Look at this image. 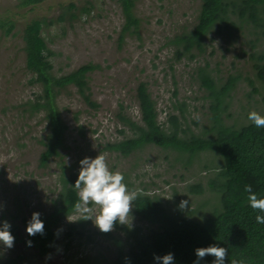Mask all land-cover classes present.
Instances as JSON below:
<instances>
[{
  "label": "trees",
  "instance_id": "trees-1",
  "mask_svg": "<svg viewBox=\"0 0 264 264\" xmlns=\"http://www.w3.org/2000/svg\"><path fill=\"white\" fill-rule=\"evenodd\" d=\"M46 1L49 0H19L17 7L34 9ZM117 2L124 18L119 42L122 43L128 35L140 39V20L134 13L135 0ZM61 9L55 20H38L39 28L33 22L28 23L22 33L26 70L33 74L30 82L40 86L35 101L24 103L22 115L29 119L42 115V120L46 122L44 134L39 140L43 148L39 167L46 169L51 162H59L60 190L57 197L51 200V208L38 212L45 226L44 235L26 234L21 238L17 227L8 223L15 238L11 251L20 246L25 251L36 250L37 256L41 258L50 252V246L56 240L54 229L79 212L76 204L80 200L78 189L75 188L79 172L65 165L61 153L65 149L67 126L61 118L57 98L72 88L89 108H98L91 99L88 84L89 74L98 70V65L86 64L66 74H53L49 61L53 54L48 49L43 31L54 26L55 22H66L72 26L88 17L92 6L78 8L69 4ZM9 17L0 15V30L14 24ZM212 35L221 36L231 43L243 40L247 49L242 50V54L247 57L245 63H248V70L245 66L243 70L233 67L235 72L223 76L218 69L211 68L205 53ZM164 47L171 51L170 72H173L176 63L194 65L189 84L192 94H198L193 98L194 102H200V108L205 110L203 119L200 122L199 119L192 120V112L197 108L187 103L189 97L177 99V90L174 88L170 112L162 122L159 121L156 102L146 83L140 82L135 90L139 120L134 121L122 112L117 114L122 125L118 134L122 138L107 142L103 150L126 159L141 154L148 147H155L174 154L176 161L186 170L192 168L194 160L206 154L214 155L219 163L210 168L203 166L205 171L209 170L214 175L207 181V192L201 182L184 188L186 199L189 195L207 197L197 203L196 209H190L189 205L181 209L180 204L176 203L173 205L174 210H171L170 205L165 204L160 197L148 195L145 187L140 190L143 184L140 188L135 187L129 181V175L125 174L124 183L128 189L138 192L131 214L140 223L154 228L144 235L141 227L131 229L128 225L117 223L113 232L125 236L124 242L130 245L128 252L124 251V242L119 237H112L110 232L103 233L117 246L113 260L97 256L69 264H162L155 257L169 253L174 256V264H194L198 259L195 250L213 245L227 249L225 264H232L233 260L237 264H264V224H258L255 219L257 215H264V212L249 206V193L245 192V186L251 185L258 199L264 198V127L257 128L248 115L239 125L227 123L231 117L229 110L234 96L242 91L243 85L251 89L246 94L253 101L248 111L264 116L257 107L259 102L252 96L261 95L264 103V0H201L194 24L167 37ZM189 123L196 128V132L189 127ZM84 223L82 217L76 225L71 224L68 235L72 236L77 226L84 229ZM76 232L79 237H83L82 231ZM28 241H31V247ZM0 245L4 246L2 243ZM25 259L22 253L14 257L2 255L0 264H28ZM214 260L209 255L200 259L199 264H213Z\"/></svg>",
  "mask_w": 264,
  "mask_h": 264
},
{
  "label": "rangeland",
  "instance_id": "rangeland-1",
  "mask_svg": "<svg viewBox=\"0 0 264 264\" xmlns=\"http://www.w3.org/2000/svg\"><path fill=\"white\" fill-rule=\"evenodd\" d=\"M18 3L19 0H0V15L11 16L9 18L14 21L5 30H0V223L7 221L14 225L24 238L32 214L49 210L51 200L60 190L59 162H51L46 169L39 167L43 151L39 140L46 122L42 115L30 119L22 115L24 103L35 101L40 92V86L30 82L33 74L26 70L22 33L28 23L33 22L39 28L38 20H55L61 7L69 4L78 8L92 6V9L88 17L72 26L55 22L43 31L53 54L49 58L53 74H66L86 64L100 68L90 73L88 80L91 99L98 105L97 109L89 108L72 88L57 98L61 118L67 126L65 149L61 151L65 165L79 172L82 159L105 155L110 171L128 174L135 187L140 188L143 184L140 190L145 187L148 195L160 197L171 210H174V204L181 203L180 199L187 200L190 209H196L197 203L207 195H189L186 199L184 188L198 182L207 188V181L214 175L203 166L217 165L219 160L214 155L206 154L194 160L192 168L186 170L174 154L155 147H148L141 154L126 159L104 151L103 147L107 142L122 138L118 134L122 125L117 114L122 112L134 121L139 120L135 90L140 82L146 83L156 102L159 121L162 122L170 112L174 88L177 99L189 97L187 103L197 108L192 112V120L199 119L200 122L203 119L205 110L200 108V102H194L193 98L198 94H192L189 84L194 65L176 63L170 72L171 51L164 47L167 37L194 24L201 0H135L134 13L140 20V39L128 35L122 43L118 37L124 18L117 0H49L34 9H20ZM211 38L205 53L211 68L218 69L223 76L235 72L233 67L243 70L245 66L248 70L247 57L242 54V50L247 49L243 40L231 43L221 36L212 35ZM250 90L243 85L242 91L234 96L228 124L239 125L249 115L248 108L253 101L246 94ZM252 96L259 102L260 112L264 113L262 96ZM189 127L196 132L191 123ZM94 214H98V209ZM130 215L126 225L131 229L141 227L143 234L148 235L149 229L154 228ZM82 217L83 214L78 212L54 229L56 240L42 258L37 256L36 250L25 251L17 246L11 251L1 245L0 256L14 257L22 253L28 264H69L97 256L113 260L117 246L92 220L85 221L84 229L77 226L76 231H82L83 237L76 231L72 236L68 235L70 225H76ZM110 234L125 241L123 234L113 231ZM124 243V251L128 252L130 245Z\"/></svg>",
  "mask_w": 264,
  "mask_h": 264
},
{
  "label": "clouds",
  "instance_id": "clouds-1",
  "mask_svg": "<svg viewBox=\"0 0 264 264\" xmlns=\"http://www.w3.org/2000/svg\"><path fill=\"white\" fill-rule=\"evenodd\" d=\"M248 119L257 127H264V116L252 111L248 115ZM124 176L119 171L112 172L106 163L105 155L99 154L95 159L84 158L80 161V171L75 188L78 189L80 202L76 204L77 210L83 214V220H92L95 226L103 233H109L114 230V226L119 223L126 225L131 217L133 202L137 198V191H130L124 183ZM245 192L249 193V206L253 210L264 212V198H259L252 191L251 185L245 186ZM93 205L94 207H89ZM188 206V201L184 200L180 203V208L184 209ZM98 209V214H94ZM258 224H264V215L255 217ZM44 223L40 219V213L32 214L31 220L28 222L27 234L34 236L36 234L44 235ZM11 225L4 221L0 228V243L11 249L14 246V236L10 232ZM60 230H58L57 234ZM31 247V241H28ZM197 261L206 256H213L215 260L213 264H225L228 251L224 247L209 246L206 248H198L195 250ZM162 264H174V256L169 253L163 257H155ZM232 264H237L235 260Z\"/></svg>",
  "mask_w": 264,
  "mask_h": 264
}]
</instances>
